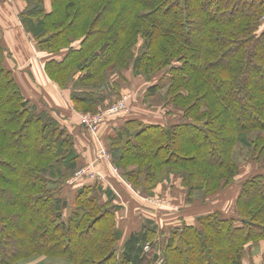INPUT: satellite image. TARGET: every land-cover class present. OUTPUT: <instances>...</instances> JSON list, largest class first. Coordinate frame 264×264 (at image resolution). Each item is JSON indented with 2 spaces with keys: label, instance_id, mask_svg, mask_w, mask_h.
Returning a JSON list of instances; mask_svg holds the SVG:
<instances>
[{
  "label": "trees",
  "instance_id": "16d2710c",
  "mask_svg": "<svg viewBox=\"0 0 264 264\" xmlns=\"http://www.w3.org/2000/svg\"><path fill=\"white\" fill-rule=\"evenodd\" d=\"M24 1V29L77 112L113 102L130 68L148 83L145 102L160 96L172 107L171 122L132 117L106 138L113 164L143 195L176 177L188 204L222 193L242 171L238 147L253 169L232 212L168 229L161 247L147 221L119 251L117 196L86 176L64 197L83 164L76 139L23 94L0 42V264H141L156 251L163 264H250L264 243V0H49V10Z\"/></svg>",
  "mask_w": 264,
  "mask_h": 264
},
{
  "label": "crops",
  "instance_id": "0c3cea01",
  "mask_svg": "<svg viewBox=\"0 0 264 264\" xmlns=\"http://www.w3.org/2000/svg\"><path fill=\"white\" fill-rule=\"evenodd\" d=\"M45 2H46L47 10H49L50 2L49 0H45ZM11 4L14 5L11 7L10 6ZM26 6L27 3L24 0H0V42L5 49V63L6 66L11 70H14L13 66L19 64L18 65L19 70L24 68V72H29V71L32 72V69L34 71H38L39 74L37 77L38 80L36 79V82H38L36 85L37 87L30 80L24 81V88L31 90V93H29L30 97L28 99H30L32 102H35L33 97H36L37 101H42L41 103L47 104V106L50 109L57 110L58 112H52L53 115L60 122L65 123L64 118L65 116L69 115V113L68 110L64 108V106L66 103H69L68 105L72 103L70 99V90H60L56 85L51 83L48 77H46L47 75L45 71H43L42 69L43 67L41 68V70H39V66L37 64L34 65L32 64L33 67L37 65V68L35 69L27 68V66L29 67V65L25 56L29 55V51H32V49L34 51H37V54L40 55L41 58H43L44 62L48 59V55L36 49L34 44L35 42L32 36H30L24 29V26L19 16L24 11ZM12 9L14 11H12ZM26 40H28V42H31L32 49L28 47L30 46L28 43L23 44V42ZM23 49H24V54L22 53ZM22 59L24 60V62ZM44 84H48L47 85L48 87H44L43 86ZM137 85L144 88V90L148 87V84L144 80L137 82ZM121 86L123 88L124 84H122ZM34 92L35 95H33ZM122 92L123 91H121V93ZM114 98L115 97H113L112 99ZM41 103H36V105L40 109H44L43 106L46 105L44 104L39 105ZM124 122L126 121L124 120ZM124 122L122 121L120 125H116L115 123H113L111 124L113 127L108 125L107 129L108 130L110 129L111 132H113L112 130L113 128L114 130H116V128L121 126ZM115 125L117 127H115ZM67 129L70 132V134L74 135L73 134L74 132H72L73 130L70 126H68ZM111 132H109L107 136L110 135ZM77 145L78 142L76 140V148L78 147ZM85 149L86 146L82 145L81 152L79 150L77 151L81 155L82 162L90 164L91 162L94 161L95 158H93L94 156L91 154L92 151L91 148H87L86 150ZM104 167L107 168L106 166ZM104 169L103 171H105ZM171 184L173 185H171L170 187H172L173 189L171 188V190L168 191L169 193H167V195L169 198L174 197V199L173 198L172 199L175 203L178 200L182 202L180 203L179 206L180 209L179 208L168 209V208L151 206L149 203L144 202L141 198L138 199V197L131 194L127 190L124 184H120L119 181L117 182L112 179V186L114 188L111 189L114 191L115 195L117 196L116 203L122 206L119 212L117 213L119 219V225L122 228L121 230L124 231L122 242L118 247L119 251L122 250L125 240L128 239V237L132 233L141 231L145 222L147 221H150L151 224H155L158 227L159 235L156 242H158V246L161 247L162 245L161 239L163 238L162 233L164 232L168 234L169 231L168 229L177 228L179 226L181 227V225L184 223L189 225H193V224L195 225L196 218L198 216L216 210L230 213V211L232 212L234 210V203L236 199L235 197L237 196L239 191V186H237L238 188L234 187L233 189L231 187V188H227L225 191H223L218 195L207 198L205 201H201V202L195 201L192 204H187L186 201L184 200L185 198H183L186 196L185 192L182 190V193L180 192L179 194L178 191L177 192L174 191L173 186H177L178 184L176 178H175V182L173 181V183ZM180 186L182 187L181 184ZM230 191L231 193H229ZM165 192H166V188L164 187V185L160 186L157 191V193H165ZM226 193H229L230 198L228 200L221 199L220 196H224ZM48 260L49 259L46 258H39L38 260H34V262L32 263L52 264L50 262H47ZM55 261L56 262L54 264H69L68 261L65 260L66 261L65 262L63 259H57ZM247 263L249 264V262ZM141 264H163V259L160 256V254L158 255L155 253L154 260L151 259L149 256H147L146 260ZM250 264H264V243L259 244L253 249L252 259H250Z\"/></svg>",
  "mask_w": 264,
  "mask_h": 264
},
{
  "label": "rangeland",
  "instance_id": "374dc122",
  "mask_svg": "<svg viewBox=\"0 0 264 264\" xmlns=\"http://www.w3.org/2000/svg\"><path fill=\"white\" fill-rule=\"evenodd\" d=\"M13 5L14 4H11L10 6L12 7ZM26 8H27V6L25 7V9ZM12 11H14V10L12 9ZM27 43L30 45L28 47L31 48V42H28V40H26V41L23 42V44H27ZM34 44H35L36 49L39 50L38 49V45L36 43H34ZM32 46H33V44H32ZM22 53L24 54V49H23V52ZM25 57H26V59L28 61V65H29V67L27 66V68H34L35 69V68H37V65H38L39 66V70H41V68L43 67L42 69H43V71H45V68H44V63L45 62H44L43 58H41V56L37 54V51H34L32 49V51H29V55H26ZM46 59H47V57H46ZM23 62H24V60H23ZM32 64L33 65L34 64H37V65L35 67H33ZM18 65L19 64H16V66H13L14 67V70H12V71H13V74H14V76L16 78V81H17L19 87L21 88L23 94L27 98H29L30 97L29 93H31V90H28V89H25L24 88V81L30 80L36 86L37 83H38V82H36V79H37V77H38L39 74H38V71H34L33 69H32V72L31 71L24 72V68L21 69V70H19ZM41 74H43V73H41ZM124 76L128 80V83L127 84H124L123 83L124 86H123V90H122L123 92H122V94L120 96L115 97L113 99V102H111L110 104H108V106L106 105L104 108L98 110L97 112H88V113L87 112H81V111L80 112H77L75 110V108H74L75 106H74V103L73 102L71 103L72 105L71 104L68 105L69 103H66L65 106H64V108L68 110L69 115L65 116V118H64L65 119V123L64 122H61V123L65 127L70 126L72 128V130H73L72 132H74L73 133L74 134L73 136H74V138L78 142V145H77L78 146L77 147L78 149L77 150H79L81 152V146L82 145H85L86 146V149L87 148H91L92 149L91 154L94 156V157L93 156L92 157L95 158L94 161L91 160L93 162H91L90 164L89 163H83L82 166H81V169L90 168L89 166H91L96 161L97 156H98V154H97V147H98L97 144H98V142H99V145L102 144L104 147H106L107 151L110 152L109 143L107 142V139H106L107 138V134L109 132H111L110 129L109 130L107 129L108 125L109 126H112L111 124H113V123H115L116 125H120L122 123V121L123 122H124V120L127 121V119H130L132 117L135 118V119L136 118H140L144 122H155V123H161V124H165L168 120H169V122H171V121H173V120L176 119V117L173 118V117H171L169 115V114H171L173 116L174 115L173 113H168L169 111H173L172 107L165 106L164 105V102H162V99L160 98V96L150 98L149 101H147V102L144 101V98L143 97H144L145 90L141 86H138L137 85V82H139L141 80H144V81L146 80L144 77H142V76H135L134 73H133L132 68H130L129 70L125 71L124 72ZM127 76L130 77V78H128ZM46 77H48V76H46ZM258 82L259 83H264V78L263 79L261 78V80L258 81ZM51 83H52V81H51ZM47 85L48 84H44L43 86L44 87H48ZM60 90H62V89H60ZM68 90H70V89H68ZM35 91H37V90H35ZM33 95H35V92L33 93ZM33 98H34V100H35L36 103H41L42 102V101H37L36 97H33ZM123 100L126 101V105L125 106L127 108V111L118 112V113H112V112L110 113L111 108H113L114 106H118L119 105L118 103L121 102V101H123ZM35 102H32V103H34L36 105ZM43 104L46 105V106H43L44 109H47V110H49L51 112H58L57 110L50 109L47 106V104H45V103H41L39 105H43ZM104 115H106V116H104ZM86 116L95 117V118H98L100 116H104L105 117L104 120H103V122H102V124L100 125V128H99L100 131H99V134L97 136L91 135L87 131V128L83 125V123H82L83 122L82 121V117H86ZM116 125H115V127H117ZM103 128H104V130H103ZM112 130H113V132L115 131L114 128ZM113 132H111V133H113ZM111 133H110V135H111ZM98 139H99V141H98ZM110 154H111V152H110ZM235 157H236L237 161L239 162V164L242 166V171L240 173L239 178L236 179L237 180L236 183H234V185L231 186L232 189L234 187L236 188L237 186H239V181L241 179H244L245 177H247L249 175V172L253 169L252 166L249 167V157H248V152L246 150H244L241 147H238L237 150H236V156ZM112 164H113V162H112ZM103 165L106 166L107 168H105ZM94 168H96L95 170H97L100 173H102L103 175H105V177L107 178V180H108V182H109L110 185H112V179H113L114 181H117V182L119 181L120 184H124V181H125L126 183H128V185L130 184L132 187H134L130 182H128L124 178V176L122 175L120 169L117 168L118 169V172H116V169H115L116 166L114 164L112 166V165L108 164L107 162L106 163H104V162L101 163L100 162V163H95V167ZM81 169H79L78 171H80ZM103 169L106 172L103 171ZM76 173L74 174L73 177H71L69 179V181L67 183V186L65 187V189L63 191L64 197L67 200L70 198L69 197L70 194H72L73 191L77 187V186H75L76 184H71L70 183L71 179L75 177ZM83 178L85 179L86 176L83 177ZM176 180H177V183L178 184H177V186H173L174 187V191L175 192L178 191L179 194H180V192L182 193V190L185 192L186 189L182 185V183L180 181V178L176 177ZM91 182H93V184H98V182H96L94 180L91 181ZM174 182H175V179H174ZM109 184L108 183L107 184L106 183L105 184L102 183L103 187L110 188L111 189L113 186L110 187ZM180 184L182 185V187L180 186ZM171 185H173V184H166V186L164 185V187L166 188V192L165 193H156V195L150 196V197H154L155 199H164V200H166V202H163L165 204L164 206H166V207L163 206L161 208H168V209L177 208L178 209L179 206H180V203H182L180 200H178L175 203L173 201L174 197H172L173 199L168 197L167 193H169L168 191L171 190V188H172V187H170ZM137 190H139L141 192V190L139 188ZM231 191L229 193H231ZM229 193H226L224 196H220V195L219 196H220L221 199L228 200L230 198ZM144 196H147V195L144 194ZM183 198L186 199V196L183 197ZM202 200L203 199L196 198L194 200V202L195 201L196 202H201ZM204 201H205V199H204ZM150 205L153 206L152 204H150ZM69 209L70 208L67 209V211H66L67 213H69ZM38 259L39 258L32 259V260H30L28 262H24L23 264H36V263H32V262H34V260H38ZM46 259H49L47 262H50L52 264H54L56 262L55 260H57V259H52L51 260V258H46Z\"/></svg>",
  "mask_w": 264,
  "mask_h": 264
},
{
  "label": "built area",
  "instance_id": "2783aa9c",
  "mask_svg": "<svg viewBox=\"0 0 264 264\" xmlns=\"http://www.w3.org/2000/svg\"><path fill=\"white\" fill-rule=\"evenodd\" d=\"M118 104H119L118 105L119 107L114 106L113 108H111L110 113L111 112L112 113H118V112L127 111V108L125 106L126 105L125 100L119 102ZM106 115H104V116H106ZM104 116H100L98 118L89 117V116L82 117V121H83L82 123L87 128V131L91 135L97 136L99 134V131H100L99 130L100 125L102 124V122L105 118ZM98 141H99V139H98ZM97 146H98L97 147L98 156H97L96 161L91 166H89L90 168H87V169L84 168V169H81L80 171H78L76 173L75 177L71 179V181H70L71 184H74L75 182H77L78 180L83 178L84 176H88L91 180H94L101 185H102V183H104V184L108 183L109 184L105 175H103L99 171L95 170L96 168H94V167H95V163H100V162L101 163L107 162L108 164L113 166L112 156H111L110 152L107 151L106 147H104L102 144L99 145V142H98ZM115 169H116V172H118V169L117 168H115ZM124 185L131 194L138 197V199L141 198L146 203L152 204L153 206H156V207H163L165 205L163 202H166V200H164V199H155L154 197L144 196L139 190L135 189L130 184L128 185V183H126L125 181H124ZM110 187H112V185H110ZM164 207H166V206H164ZM144 251L145 252H151V246L149 244H146L144 246ZM156 254L159 255L160 251H158V252L156 251Z\"/></svg>",
  "mask_w": 264,
  "mask_h": 264
},
{
  "label": "water",
  "instance_id": "95a60500",
  "mask_svg": "<svg viewBox=\"0 0 264 264\" xmlns=\"http://www.w3.org/2000/svg\"><path fill=\"white\" fill-rule=\"evenodd\" d=\"M66 204V203H65Z\"/></svg>",
  "mask_w": 264,
  "mask_h": 264
}]
</instances>
